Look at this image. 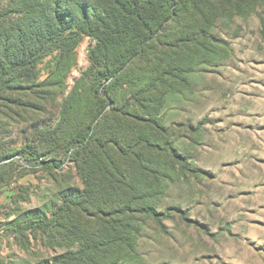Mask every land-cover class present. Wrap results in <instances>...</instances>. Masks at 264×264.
Listing matches in <instances>:
<instances>
[{
  "label": "trees",
  "instance_id": "16d2710c",
  "mask_svg": "<svg viewBox=\"0 0 264 264\" xmlns=\"http://www.w3.org/2000/svg\"><path fill=\"white\" fill-rule=\"evenodd\" d=\"M192 1L0 0V184L22 168L14 161L22 156L31 168L50 172L74 164L83 185L50 220L12 229L40 235L49 248H66L52 264H119L112 251L131 246L135 234L124 220L136 210L163 216L131 206L143 200L136 178L144 177L147 189L166 177L139 173L149 171L147 153L164 151L161 111L171 95L191 87L186 75L195 67L224 58L211 29L182 21L192 5L201 12ZM85 38L95 43L89 66L68 91ZM48 105L59 110L57 124L37 127L21 153L6 148L12 124H40ZM59 150L68 153L65 159L53 156Z\"/></svg>",
  "mask_w": 264,
  "mask_h": 264
},
{
  "label": "rangeland",
  "instance_id": "374dc122",
  "mask_svg": "<svg viewBox=\"0 0 264 264\" xmlns=\"http://www.w3.org/2000/svg\"><path fill=\"white\" fill-rule=\"evenodd\" d=\"M192 2L201 12L192 5L182 21L211 29L224 58L195 67L186 75L191 87L171 95L162 109L164 151L147 153L149 171L139 173L166 177L147 189L141 186L145 178H136L143 200L131 206L163 216L136 210L124 220L135 234L131 246L112 251L119 264H264V0ZM94 44L89 38L81 42L68 91L89 66ZM47 107L38 125L12 124L6 148L21 153L37 127H54L59 110ZM67 155L59 150L53 156ZM14 161L22 168L0 184V264H52L66 248H49L40 235L12 229L32 219L50 220L67 197L82 192L81 179L68 162L65 170L50 172L31 168L22 156Z\"/></svg>",
  "mask_w": 264,
  "mask_h": 264
}]
</instances>
